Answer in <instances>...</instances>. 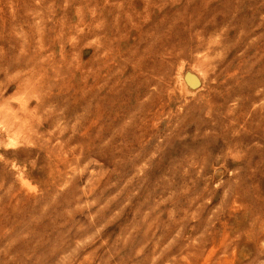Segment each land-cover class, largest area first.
<instances>
[{
  "label": "rangeland",
  "instance_id": "374dc122",
  "mask_svg": "<svg viewBox=\"0 0 264 264\" xmlns=\"http://www.w3.org/2000/svg\"><path fill=\"white\" fill-rule=\"evenodd\" d=\"M0 264H264V0H0Z\"/></svg>",
  "mask_w": 264,
  "mask_h": 264
}]
</instances>
